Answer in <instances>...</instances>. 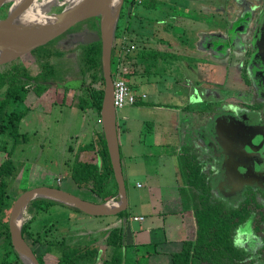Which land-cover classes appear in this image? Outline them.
Listing matches in <instances>:
<instances>
[{"label": "rangeland", "instance_id": "1", "mask_svg": "<svg viewBox=\"0 0 264 264\" xmlns=\"http://www.w3.org/2000/svg\"><path fill=\"white\" fill-rule=\"evenodd\" d=\"M218 1L219 0H216L217 6H219ZM251 2L253 4L250 3L248 9L255 6L254 3H256V1L251 0ZM178 4H184L185 8L188 9H192L195 6L185 1ZM251 11L253 13L251 15L249 13L250 19H247V23L244 25L248 27L249 32H253L255 27L258 29L260 26L262 21L261 14L262 11H264V5H260L259 8L255 7V10L252 9ZM58 12L60 11L56 10V13ZM137 14L144 17L147 15L146 11L141 9L137 11ZM235 17L236 16H233L231 20L234 21ZM5 18L6 17H4V15L0 12V20H4ZM122 21L123 18L120 23H122ZM84 23L92 24V19L84 21ZM79 25H76L75 28L79 27ZM138 30L144 37L143 39H140L141 41L138 39L139 42H136L138 47H141L144 50L157 49L161 52L170 53L173 56H179V58H177V60H175L172 64L178 66V69H174L173 66L168 68L166 65L167 63L160 65V62L154 59H147L137 64L135 63V66L132 67L129 66V64L127 65L124 62V59L121 60L117 66L119 65L123 73L127 74L128 84L132 91L137 95H146L147 98L144 100L143 104L145 107L143 108H147V110L137 111L136 107H126L121 110H117L116 116L118 123H121L124 117H128V121H122V124L131 125V133L136 139H138V136L139 138H143L144 136H147V138L151 137L153 131L151 133V131L148 130L151 125H176L174 132L176 134H181L180 120L182 112L179 116H177L175 111L172 110V108L180 102V99L174 96L175 92L181 91L183 94L186 93L187 84L192 86L191 92H193L195 87H198L200 83V86H204L206 89L200 88V90H204V93H201L199 100L195 94H193L194 99L198 100V102L194 103L190 109H185L183 119L184 121L188 120V122L192 121V125H190L191 127L193 125H204V121L206 120H208L209 125H211V119H206V116H209V118L212 117L211 113L214 112V110L211 109V106L213 105V102L218 101L219 95L221 96V93L218 91L219 86H217V84L223 86L224 88L228 87V90H230V87L238 89L239 85H243L240 81V77L237 76L239 73L236 69L230 66L226 71L222 66L214 67L209 64L210 60H208V55L203 56L200 53L198 56H203L207 60L204 65H197L195 63L197 62V59H193V63H186L182 60V58L185 59V57L181 58L184 50L178 46V41V43H174V40H169L167 38V42H170L166 45L164 43H159L158 40H154L153 36L149 37L148 31ZM175 32L180 37L179 34L181 32L178 29H176ZM126 37L129 39L132 38L128 34ZM77 38H79V40L84 38V34L71 35L69 38L61 40V44L55 46V48L61 49L65 53L60 59H50V65L49 67L47 66L48 71L46 74L36 79L37 81H40L41 79L47 83L39 85L43 86V88L38 94H36L38 88L35 82L34 84L33 82H30L29 84L26 83L28 84V92H19V94L23 97L21 101L12 99L6 108L8 112L26 111L24 118L20 122L21 126L19 130L23 134V137L13 140L12 142L9 131H6L0 138V145L1 143H4L5 149L8 151L10 150L11 145H14V151L11 158L17 167H19V172L16 175V179H14L10 189V197L6 205L7 207L11 204L13 205L14 201L22 193L36 187L59 188L81 200L88 202L95 201V196L91 192L86 189H80L74 184V182H72V180L66 178L69 175V168L71 169L77 156L79 157V160L84 162H92L97 159L94 153L79 155L78 151H76L77 141H71L70 137L74 138L75 135L78 134L77 132L79 131L80 126L85 125L88 128L86 135L79 137V139L84 143H88L90 140L93 141V139H95L96 142V135H94L96 133L93 134L91 132V126L100 124L98 123L99 120L97 116L91 109L82 111L74 105L78 100L77 97L82 96L85 98L87 96L85 89L86 86L92 85L94 88H101L100 84L98 85L93 83L91 73L88 72L85 75H82L80 72V63L77 56L79 51L76 50L74 42L75 39L78 40ZM187 39V46L193 48V38L190 37ZM245 39L246 37L243 39L237 38V41L242 40V42H244ZM248 39L250 40L251 36ZM52 48H54V46H52V42H49L46 45L35 49L28 55H25L21 60L14 61L5 66H0V73L3 74L6 72H13L20 74L22 73V65L26 68L29 76L31 74L38 73L41 71L42 67L37 64L38 62H34V59H36V57L44 56L46 53L51 51ZM189 53L192 54V52ZM241 56L243 57L241 52H239L238 57ZM32 63L36 64L31 68L30 66ZM51 64L55 66L53 69L54 79H51ZM112 70L114 74L116 67L113 66ZM132 71L134 74L129 75ZM225 74H228L229 77L226 83L224 82L226 76ZM22 75H24V73ZM213 76L214 80H218L217 82L212 81ZM245 77L246 75H243L244 80ZM31 78L33 79V77ZM251 79L256 83L254 77ZM236 80L237 82H235ZM246 80L250 83L249 78H246ZM81 82L83 84H81ZM8 87V83L0 86V100L3 98ZM249 89L255 95L257 94V91L254 88H251V84L249 85ZM61 99H64L66 104L56 106L55 103ZM252 100L253 98L251 97L249 99H245V97L241 95H237L230 99V101L234 103L238 102L239 104L245 102L251 104ZM222 101H224V99H222ZM69 105H73L72 108L68 107ZM218 115L220 114H217V116ZM100 128L102 129L101 124ZM205 134L207 135V131H205ZM202 137L204 138L203 132L200 134L199 138ZM80 140H78V142H80ZM70 142L72 143V151H69L68 153L66 146L71 144ZM165 143L169 145L167 150L172 152L173 138H168L166 136ZM213 147L220 153L221 149L217 142H213ZM152 149L155 151V148ZM179 156L181 157L180 159L185 158V162L188 161L192 165L198 166L197 162L199 163V171L204 177V182L207 188L215 190L217 183L223 179L224 172L223 167L221 166V156L211 155L209 151L207 152V150L203 147H200L199 142H195V145H193L187 141L184 150L180 152ZM192 157H194L195 161L192 160ZM4 159H6V154L5 152L0 151V163ZM164 159L168 160L169 158L165 155ZM64 162L66 163L64 164ZM165 164L167 167L164 180H168V176H171L173 170L171 169L168 161H166ZM183 172L182 167L178 173L179 183L181 182L182 177L184 179ZM132 176H138V174H132ZM137 182L142 184L145 180L142 177H132L127 179L125 187H127L128 191L134 189L133 191L143 192L144 189L137 190L135 188ZM191 192L193 194H191ZM239 193L241 194L242 199L245 196V190L241 189ZM197 196H201V191L194 192L189 189L187 197L190 202H193L192 204H199ZM209 197H212L210 198V201L214 203L215 198H213L212 193ZM222 197L223 196H221V199L219 198L218 200L226 207L233 208V205H236V203L229 205L227 200L224 201ZM234 198H240L238 193L235 194ZM113 201L118 202V199ZM30 208L31 204L25 211L22 224L29 222L31 219L33 220V223L29 228V232L31 233L30 241H32L36 254L42 257L45 264H56L61 255L57 243L62 241L65 242L69 248L96 242V244H94L97 245L102 254L105 253V257H109L110 250L112 248L104 244L103 236L112 230L105 229L106 227L104 225L105 223L114 221L111 220V216L93 217L82 212H77L67 206H63L62 204L53 205L42 212L37 211L36 209L31 210ZM5 244L6 240L2 238L0 240V263L6 257ZM47 246L50 247V252H46ZM159 249L165 250L162 246L159 247Z\"/></svg>", "mask_w": 264, "mask_h": 264}, {"label": "flooded vegetation", "instance_id": "2", "mask_svg": "<svg viewBox=\"0 0 264 264\" xmlns=\"http://www.w3.org/2000/svg\"><path fill=\"white\" fill-rule=\"evenodd\" d=\"M184 1L195 6L188 9L185 8L184 4H178ZM255 1V6L248 9L249 4L252 3L251 0H219V6H217L216 0H123L115 29V36L117 29L122 26L125 28V34L132 37L129 39L124 36L122 40L125 39L128 42L129 53L135 57L132 62L134 66L135 63L154 57H156L154 60L160 62V65H164L167 61L174 62L179 58V56H173L157 49L144 50L138 47L136 42L144 38L138 30L140 29L148 31V36H153L154 40H158L159 43L168 45L170 41L167 42V38L174 40V43L179 42L178 46L186 52L183 51V55H181V58L185 57L182 60L186 63H193V59H197L195 62L197 65H204L207 60L203 56L208 55L210 65L222 66L226 71L228 67L232 66L239 73L237 76L240 77L243 85H237L238 89L230 87L228 90V87L224 88L217 84L221 96L219 95L218 101L213 102L211 106V109L214 110L211 113L212 117L206 116V119H211V125H209L208 120L204 121V125L208 127L206 129L207 135L203 125H200L201 127L198 129L199 136L202 132L204 136V138L198 139L200 147H203L207 152L209 151L213 156H221V166L224 172L223 179L217 183L215 190L207 188V193L201 192V196L207 197L211 204L210 198L212 197L209 196L212 193L213 198H215L212 205L219 207L224 213L236 211L240 216H244V219L230 231L233 245L237 249L238 257H240L235 259L232 264H264V60L260 58L261 53L264 52V41L261 38V24L258 29L255 27L253 32H249L248 27L244 26L247 23L246 20L250 19V15L253 13L251 10L264 5V0ZM7 8L8 6L0 8L4 17L7 15ZM140 9L146 11L145 17L137 14ZM57 10L60 11V9ZM263 12L261 14L262 19H264ZM233 16H236L234 21L231 20ZM122 18L123 21L120 23ZM93 19L95 22L92 24H85L84 21L79 23L81 25L76 24L79 27L75 28V25L73 26L74 29L72 27L52 40V46L55 48L61 44V40L69 38L71 35L84 34V38L90 35H99V19ZM94 26L98 28L96 29ZM176 29L181 32L180 37L175 32ZM115 36L113 47L117 53L120 44H118L119 40H116ZM250 36L251 39L249 40ZM190 37L193 38V48L187 46V38ZM244 37H246V43L242 40L237 41V38L243 39ZM77 39L74 40L76 46L82 44V41ZM142 52L147 53L150 58L139 60L136 55ZM239 52L243 57H238ZM199 53L203 56L199 57ZM258 54L259 57H257ZM24 56L17 60H21ZM38 58L40 57H36L34 62L41 65V59ZM35 64L32 63L30 67L32 68ZM21 67L22 73L16 74V77L23 93L28 92L27 85L30 82L33 84L35 82L37 88H43V86H39L43 83L47 84L41 79L40 81L36 80L42 77L39 74L41 71L31 74L32 79L26 68L23 65ZM23 73L24 75H22ZM243 75H246L245 80ZM252 77L255 78L256 83L253 82ZM246 78H249L250 83L247 82ZM228 79L227 74L224 82L226 83ZM212 81L217 82L218 80H214L213 76ZM81 84L83 83L81 82ZM250 84L251 88L257 91L256 95L249 89ZM200 85L199 83V86L193 90V94L198 100L201 93H204V90H200V88L206 89ZM187 93L188 91L184 95L186 96ZM237 95H241L245 99L253 98L252 103L239 104L230 101ZM198 100L195 101L198 102ZM185 109L183 107L180 123L181 125H192V121L188 122V120L184 121L183 119ZM217 114L220 115L217 116ZM213 142L218 143L221 154L213 147ZM197 165L194 166L199 170L198 162ZM241 189L245 190V196L242 199L239 193ZM237 193L239 199L234 198ZM221 196H223L224 201L227 200L229 205L234 203L236 205H233V208L226 207L218 200L221 199Z\"/></svg>", "mask_w": 264, "mask_h": 264}, {"label": "trees", "instance_id": "3", "mask_svg": "<svg viewBox=\"0 0 264 264\" xmlns=\"http://www.w3.org/2000/svg\"><path fill=\"white\" fill-rule=\"evenodd\" d=\"M95 20L92 19V23ZM125 24V22H124ZM95 27V26H94ZM96 28V27H95ZM98 28V27H97ZM96 28V29H97ZM125 28L119 27L116 31L115 39L119 40V52L116 53L115 47L111 52V74L113 75V66L117 69V64L124 59V62L129 66L132 65L135 57L132 56L129 49L128 42L122 38L126 36ZM53 42V41H51ZM71 50V49H69ZM78 50V60L80 63V72L82 75L86 73L92 74L94 84H100L101 88H94L92 85L85 87L87 96L77 97V102L74 104L78 109L85 111L91 109L100 120V110L103 99L104 81L101 69V43H82L76 46ZM64 51L58 48H52L51 51L41 56V72L40 75L44 76L48 71L49 60L54 58L60 59L64 55ZM139 60L150 58L147 53H139L136 55ZM164 58V56H162ZM153 59H156L154 57ZM167 61L166 63H168ZM134 66V65H132ZM55 66L51 64V79H54L53 69ZM133 75V71L129 75ZM124 79L128 83L127 74H124ZM127 77V78H126ZM9 84L8 89L4 93L3 98L0 100V138L6 131L13 140L23 137L20 134L19 126L21 120L24 118L26 111L21 112H8L6 110L9 102L12 99L21 101L23 98L19 92H22L21 86L18 85L16 73L6 72L0 75V86ZM129 85V84H128ZM131 88V87H130ZM42 88H38V94ZM24 95V94H23ZM141 103L140 105H143ZM99 123V121H98ZM100 125V124H99ZM0 151L5 152L6 159L0 163V240L4 238L5 244V259L0 264H21L22 262L14 252L10 242V234L8 229V218L11 209L6 206L10 197V189L16 175L19 172V167L11 158L14 151V145H11L10 150L5 149V144L1 143ZM78 154L94 153L96 160L92 162H84L79 160L78 156L75 158V163L71 167V178L76 186L81 189H86L95 196L93 203L102 204L110 199H116L118 188L114 179L113 171L110 165L105 140L102 131L98 136L97 142L85 143L78 148ZM184 184L191 190L201 191L207 193V187L204 182V177L200 171L188 161L183 164ZM199 204H193L194 217L196 221V235L195 240H186L180 243L179 249L173 247L171 249L168 259L169 264H232L235 259H239L237 249L233 245L230 237V231L234 226L239 224L244 216H240L235 212L224 213L219 207L212 205L208 202L207 197L197 196ZM188 202V199H187ZM60 204L48 199H37L31 202V210L44 211L53 205ZM64 206V205H63ZM73 209V208H71ZM80 212L76 209H73ZM120 218L126 219L128 212L125 210L118 214ZM33 220L22 225L21 234L23 239L27 242L32 252L35 254L39 264H45L42 257L36 254V250L30 241L29 228ZM96 242L85 245H78L72 248L65 242L57 243L58 249L61 252L56 264H95L98 256L100 255ZM104 244L111 247L113 250L112 257L109 261H103L102 264H123L119 254L122 255L123 248V231L121 228L112 229L106 233ZM175 245V244H174ZM175 249H178L177 251ZM156 251V256L159 253ZM46 252H50V247L47 246ZM122 257V256H121ZM156 257V258H157ZM149 261V259H148ZM148 264V263H147Z\"/></svg>", "mask_w": 264, "mask_h": 264}, {"label": "crops", "instance_id": "4", "mask_svg": "<svg viewBox=\"0 0 264 264\" xmlns=\"http://www.w3.org/2000/svg\"><path fill=\"white\" fill-rule=\"evenodd\" d=\"M172 64L173 61H169L166 65L168 68L173 66L174 69H178V66ZM186 86L188 91L186 96L181 91L175 92L174 95L180 99L178 105L172 108L177 116L183 111V107L190 109L196 103L193 92H191L192 86L190 84ZM55 104L57 106L65 105L66 103L64 99H61ZM72 106L69 105L68 107L72 108ZM134 107H136L137 111L147 110V108H143L145 107L143 105ZM116 121L125 186L127 179L132 177H142L145 182L142 184L137 182L135 185L137 190L144 189L143 192L133 191L134 189L128 191L127 187H125L128 217L123 219L118 214L111 216V220L114 221L105 223V229H122L124 246L122 255L119 254V256L121 259L123 258V264H169L168 259L170 253L173 252H170V250L174 249L173 247L179 249L180 243L183 241L195 240L197 227L193 211L194 205L187 197L190 188L184 184L183 177L181 182H178V173L186 160L185 158H182L183 160L180 159V152L184 150L187 141L193 145L198 142V129L201 126L180 125L181 134H176L174 132L176 125H151L148 129L151 133L153 131L151 137L147 138V136H144L139 138L138 136V139H136L131 133V125L122 124V121H128V117H124L121 123H118L116 116ZM206 126H202L204 131L208 128ZM87 129L85 125H81L77 132L78 134L74 138L70 137L71 141H77L76 151L79 146L85 144L79 137L86 135ZM91 129L93 134L96 133L94 135H96L97 142L102 129L100 125H92ZM20 134L23 135L21 131ZM166 136L173 138L172 152L167 150L169 145L165 143ZM92 142H95V139ZM71 146L72 143L66 146L68 153L72 151ZM152 148H155V151ZM165 155L169 158L168 160L164 159ZM166 161L170 163L173 170L171 176H168V180H164L167 167L165 166ZM136 173L138 176H132V174ZM66 178L72 180L70 168L69 175ZM192 191L195 192L197 190L193 189ZM191 194L193 193L191 192ZM134 218H142V220L134 221ZM105 237L106 234L103 239ZM161 246L165 250H160L159 247ZM178 249L175 250L177 251ZM155 250L159 253V257L156 256ZM99 252L100 255L95 264L109 261L113 254L112 249L109 257H105V253L102 254L100 250Z\"/></svg>", "mask_w": 264, "mask_h": 264}, {"label": "water", "instance_id": "5", "mask_svg": "<svg viewBox=\"0 0 264 264\" xmlns=\"http://www.w3.org/2000/svg\"><path fill=\"white\" fill-rule=\"evenodd\" d=\"M40 0H0V8L15 3L30 4ZM67 12L56 13L53 20L29 25H13L0 20V66L16 61L22 56L46 45L64 34L76 24L88 19H99V35H90L80 39L82 43L101 42V69L104 81L103 99L100 110V122L106 149L117 184L118 202L114 199L98 204L79 199L59 188L36 187L22 193L14 201L8 218L10 242L22 264H39L35 254L23 239L18 224L23 208L27 202L37 199H48L69 208L76 209L93 217L115 216L124 212L127 207L126 188L123 177L119 141L117 132L116 110L113 106V79L111 74V52L115 29L123 0H64ZM7 16V15H6ZM261 38L264 41V19L261 21ZM264 43V42H263ZM264 60V52L261 53ZM260 55L258 54L257 57Z\"/></svg>", "mask_w": 264, "mask_h": 264}, {"label": "bare ground", "instance_id": "6", "mask_svg": "<svg viewBox=\"0 0 264 264\" xmlns=\"http://www.w3.org/2000/svg\"><path fill=\"white\" fill-rule=\"evenodd\" d=\"M61 9L63 12L68 11V7L64 0H40L30 4L15 3L8 6L6 21L13 25H29L43 23L48 20H53L57 15L55 10ZM29 202L23 208L21 218L18 224L23 223V216L28 209Z\"/></svg>", "mask_w": 264, "mask_h": 264}, {"label": "built area", "instance_id": "7", "mask_svg": "<svg viewBox=\"0 0 264 264\" xmlns=\"http://www.w3.org/2000/svg\"><path fill=\"white\" fill-rule=\"evenodd\" d=\"M123 71L119 65L112 75L113 79V106L115 110H121L126 107H134L144 103L146 100L145 94H135L128 83L124 79ZM99 123L101 124L100 120ZM134 221H141L142 218H134Z\"/></svg>", "mask_w": 264, "mask_h": 264}]
</instances>
